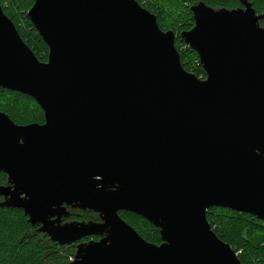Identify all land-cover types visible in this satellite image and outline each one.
Here are the masks:
<instances>
[{"label": "water", "instance_id": "1", "mask_svg": "<svg viewBox=\"0 0 264 264\" xmlns=\"http://www.w3.org/2000/svg\"><path fill=\"white\" fill-rule=\"evenodd\" d=\"M192 7L181 34L137 0H35L40 61L0 5V90L32 97L44 124L0 111V207L24 211L68 264H242L207 218L213 207L264 221V14ZM70 209L99 221H68ZM153 224L146 241L121 216ZM99 240L84 242V239Z\"/></svg>", "mask_w": 264, "mask_h": 264}, {"label": "trees", "instance_id": "2", "mask_svg": "<svg viewBox=\"0 0 264 264\" xmlns=\"http://www.w3.org/2000/svg\"><path fill=\"white\" fill-rule=\"evenodd\" d=\"M10 11L4 13L14 22L24 42L32 49L37 58L46 62L49 48L28 19L27 13L32 8L35 0H29L22 12L20 3L24 0H7ZM27 1V0H25ZM139 4L158 19L160 28L164 31L175 29L176 48L180 53L184 68L194 73L198 78L206 79L207 75L200 64L198 54L190 48L182 39L183 32L190 31L194 27V14L192 7L204 2L213 9H239L244 7L240 0H173L181 9L180 20L171 26L166 20V11L156 0H137ZM156 1V2H155ZM257 14H264V0H248ZM3 8V3L0 0ZM4 9V8H3ZM264 26V21H261ZM193 62H195L193 64ZM193 64V65H192ZM11 95L37 107L40 114L33 118H25V112L16 101H4L0 103V111L7 114L16 124L25 126L30 124H44L45 114L37 102L30 96L20 92L1 89L0 96ZM0 184H7V176L0 172ZM3 200L0 197V202ZM71 215L66 221H99L98 214L92 211L69 210ZM120 216L131 225L146 241L161 244L160 231L143 217L131 212L122 211ZM207 218L218 237L228 243L238 253L242 264H264V221L253 215L239 213L234 210L213 207L207 212ZM138 220L145 222L148 228L142 229L137 225ZM150 230V231H149ZM95 236L84 239L99 240ZM77 244L61 246L50 238L38 232V227L31 225L24 211L0 207V264H68L75 257Z\"/></svg>", "mask_w": 264, "mask_h": 264}, {"label": "rangeland", "instance_id": "3", "mask_svg": "<svg viewBox=\"0 0 264 264\" xmlns=\"http://www.w3.org/2000/svg\"><path fill=\"white\" fill-rule=\"evenodd\" d=\"M1 1L3 3V8H4L3 10L10 11V8L8 6L9 5L8 1L7 0H1ZM28 1L29 0H27V1L24 0L22 3H20L19 6H21L22 12L25 10L24 8L27 5ZM156 1L166 11V20L165 21H167V23H170L171 26H174V24H176L180 20V17H181V14H180L181 9L179 8V6L176 5L173 2V0H156ZM171 31L175 32L176 30L175 29H171ZM194 63L195 62H193V64ZM12 100L16 101V103L18 102L21 105V107L23 108V110L25 112H27V114H25V118L31 119V118H33L34 115H39L40 114V112L37 109V107H34L33 104H31L29 102L23 101V99H18L17 100L16 98L12 97L11 95H2V96H0V103L4 102V101H12ZM137 225L139 227H141L142 229H145V228L149 229L148 225H146L145 222H143L141 220H138ZM74 258L75 257H72L71 261H73Z\"/></svg>", "mask_w": 264, "mask_h": 264}, {"label": "flooded vegetation", "instance_id": "4", "mask_svg": "<svg viewBox=\"0 0 264 264\" xmlns=\"http://www.w3.org/2000/svg\"><path fill=\"white\" fill-rule=\"evenodd\" d=\"M65 222H68V221H65Z\"/></svg>", "mask_w": 264, "mask_h": 264}]
</instances>
